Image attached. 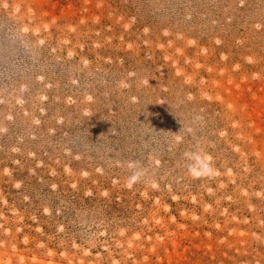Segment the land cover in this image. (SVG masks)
Returning a JSON list of instances; mask_svg holds the SVG:
<instances>
[{
    "label": "rangeland",
    "instance_id": "obj_1",
    "mask_svg": "<svg viewBox=\"0 0 264 264\" xmlns=\"http://www.w3.org/2000/svg\"><path fill=\"white\" fill-rule=\"evenodd\" d=\"M0 264H264V0H0Z\"/></svg>",
    "mask_w": 264,
    "mask_h": 264
},
{
    "label": "clouds",
    "instance_id": "obj_2",
    "mask_svg": "<svg viewBox=\"0 0 264 264\" xmlns=\"http://www.w3.org/2000/svg\"><path fill=\"white\" fill-rule=\"evenodd\" d=\"M179 139V133L176 134ZM184 157L189 161L188 172L193 177L199 178L201 176L211 175L214 171L212 164L210 163V157L198 151H188L184 153ZM134 167V165H129ZM143 173L136 172L130 178L132 182H135ZM155 186V185H153Z\"/></svg>",
    "mask_w": 264,
    "mask_h": 264
}]
</instances>
